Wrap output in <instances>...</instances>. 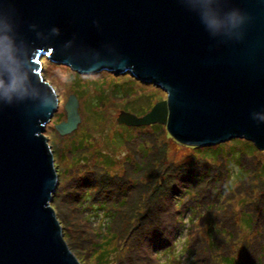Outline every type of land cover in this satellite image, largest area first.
Here are the masks:
<instances>
[{
	"label": "water",
	"instance_id": "95a60500",
	"mask_svg": "<svg viewBox=\"0 0 264 264\" xmlns=\"http://www.w3.org/2000/svg\"><path fill=\"white\" fill-rule=\"evenodd\" d=\"M43 57L167 92L145 115L121 110L119 124L264 151V0H0V264H82L52 208L59 176L45 132L60 99ZM79 107L70 95L60 135L78 129Z\"/></svg>",
	"mask_w": 264,
	"mask_h": 264
},
{
	"label": "rangeland",
	"instance_id": "374dc122",
	"mask_svg": "<svg viewBox=\"0 0 264 264\" xmlns=\"http://www.w3.org/2000/svg\"><path fill=\"white\" fill-rule=\"evenodd\" d=\"M41 63L42 77L54 88L60 99L59 109L47 124L45 132L55 158L59 190L62 188L61 184L67 191L77 189L79 184H84V188L89 187V183L79 182L82 177H87L89 170L97 172L98 174L96 173L95 176H101L103 181L104 175L101 174L103 167L112 173H124L126 170L133 175L134 166L125 162V158L130 157V162L131 157L135 158L133 160L135 163L140 156L138 151L144 152V148L140 147V144L144 145V142L147 150L150 151L149 159L146 160L147 162L145 161V173L135 175L144 182L145 186L142 188L143 185H141L135 190L139 192L128 196L129 199H126L128 208H125L126 212L131 213L134 212V209H130L132 207L137 206L139 210L144 208V216L141 215L142 212L137 213L138 216L132 221L130 227L122 231L120 236L122 240L118 242L123 244L130 241L127 246L110 248V250L104 248L108 259L105 257L95 259L97 248L94 247L93 252L92 248L96 239L91 227V224L99 225L96 228L99 233L98 229H103L105 225L107 211L95 214L90 210L89 217L96 220V222L94 220L90 222V219L85 220L78 216L80 210L87 211L83 209L84 205L72 203L67 198L65 203L62 201L64 200L63 196L52 201V208L57 215L59 214L58 220L63 226V233L65 231L69 239L65 234L64 238H66L70 249L75 254L76 252L79 254L78 258L82 264H152L148 261H152L154 255L158 257L161 251L157 254H148L149 245L154 242H151L153 236L145 235L147 233L152 235L153 231H160L159 226H161L162 230H165V232L163 231L164 239H162L164 241L165 236L171 235V231L175 228L176 211L180 210L182 214L185 213L187 210L184 205L185 200H188L189 206H192L194 204L192 199L198 202V205L203 204V207L200 206L201 208L196 214L189 213V210L186 212L185 217L189 220L184 225L185 230L180 237L175 239L174 255L178 258L180 250V254H182L180 259H183L181 264H222L220 259L225 256L234 257V260L239 258L246 264H264V256L261 255L264 250V181L259 173L257 176L255 173L252 176L245 170H243L247 173L245 176L249 177L245 179L243 175L244 180L240 181L234 159L237 155L240 158L241 154L238 151V146L231 144L234 139L220 143L224 148V154L221 159H215L209 152L210 149L207 148L215 145L195 146L182 143L169 133L166 125L156 123L134 127L119 124L117 117L121 110H126L125 106L126 108L142 109L144 112L145 109L153 107L157 102L166 100L167 92L153 83L140 81L130 73L117 75L111 71L103 70L95 74H82L69 65L54 63L47 57H43ZM123 88L124 90H122ZM72 94H75L80 103L79 111L82 121L75 132L63 136L58 133L55 124L66 120L64 105ZM102 94L104 100L100 101L99 97ZM96 112L103 114L99 116L104 119L97 118ZM240 140L246 142V139ZM130 143H134V145ZM70 145L74 147L71 148ZM80 145L82 147L89 146L90 151L87 147L85 149L88 150H76V147ZM230 148L235 149L233 156L228 155ZM61 151L64 159L60 160ZM256 153L251 154L250 158L242 156L241 161L244 168H252L255 171L258 169L264 160V151ZM82 154L88 163H83L79 158ZM113 157L117 159L113 162L114 166L111 164ZM225 158L227 161L224 160ZM94 161L97 165H93ZM70 163H72L71 168L68 166ZM225 164L229 170L232 168L227 182H225L227 173ZM66 178L70 180L67 181ZM94 179L90 185L92 183L96 185ZM225 185L231 186V190L227 191ZM186 188L191 189V195L196 191V198H190L184 194ZM96 189L90 190L93 194L96 192L99 194L98 202L104 201L106 196L100 191H95ZM60 195L61 191H59ZM143 200H145V204L142 205ZM106 201L109 202V198ZM178 201L180 204L177 207ZM250 201H253L250 208L257 209L258 214L255 216H259L258 220L261 225H255L249 231L244 228L241 219L249 216L254 218L251 212H243L248 209L246 206ZM106 203L104 205H107ZM148 205L156 209L157 212L153 213L151 210L147 212ZM208 205L211 206L210 210L207 209ZM96 215L101 218L96 219ZM139 219L140 224L138 223ZM119 222L114 224V228L121 225ZM213 226L215 230L225 229V233L212 236L211 234H215V231L212 232L210 229ZM131 228L133 231H130ZM103 232L105 231L103 230ZM135 236L139 240H136ZM208 236H212L210 241ZM190 250H194L195 255L193 258L189 256L190 259H188L187 253L189 251L191 254ZM164 254H160V258L158 257L163 260L162 264H172V251L166 257Z\"/></svg>",
	"mask_w": 264,
	"mask_h": 264
},
{
	"label": "trees",
	"instance_id": "16d2710c",
	"mask_svg": "<svg viewBox=\"0 0 264 264\" xmlns=\"http://www.w3.org/2000/svg\"><path fill=\"white\" fill-rule=\"evenodd\" d=\"M122 90H124V88ZM100 93H102V91H100ZM99 98H100V101L104 100L103 99V94L100 95ZM151 108H152V106L149 107L148 109H145L144 112H143L142 109H134L133 107L126 108V106L124 107V109H126V110H128L130 112H133V113L137 112V115H139V116L145 115L146 113H148L151 110ZM96 114H97V118L101 117L99 115H103V114H100L98 112H96ZM101 118L104 119V117H101ZM129 128H133V127H129ZM136 141H138V140H136ZM245 141L246 142H243L240 139H234L233 142L231 143L232 146H238V151H240V154H241L240 158H238V155H237V157L234 159V162L236 163V166L238 168V175H239V178L241 179L240 181H243L245 174H247L243 170L249 172L252 176L254 175V173H255L256 176L259 173V175L261 176V178L264 181V160L262 161V163L258 167V169H256V171H255V169H252V168H244L245 166L242 165V161H241L242 156L245 157V158L246 157L250 158V156H252L251 154H257L256 152L261 151L253 144V142L248 141V140H245ZM130 144L134 145V143H130ZM70 147L73 148L74 146L70 145ZM85 147H87L89 149V146L82 147L80 145V146L76 147V150H78V151H80V150H88V149H85ZM140 147L142 149L144 148V152L141 153L140 151H138L140 156H138V159H137V161H135V163H133V160H135V158L131 157V162H130V157L125 158V162H129L132 166H134L133 175H131V172H126V170L124 171V173H112V172H110L107 169L105 170V168L103 166H100V164H98V166L103 167V169L101 171V174H102V176L104 175V180L105 181L104 180L102 181V177L101 176L100 177L95 176L97 172H93L92 170H89L88 173L90 175L87 173L88 174V175H86L87 177H82L79 180L80 183H82L83 181H84L83 183H85V182L89 183V187H87L88 189L84 188V184H79V185H77V189H75L73 191H67V189H65L63 187V185L61 184V187H62L61 190H59L57 188V191L54 194V201H56V198L58 200V198H61V196H63L64 200H62V201L65 202V203L67 202V199H68L72 203L76 202L77 204H80L82 206L84 205L83 209H86L87 211L80 210L78 212L80 215H78V216L82 217L85 220H89L90 219L89 220L90 222L93 221V220L96 222V220L94 218L89 217L88 213H90L89 212L90 210H91L92 213H95V214L101 213V211H103V213L107 211L106 212L107 213V218H106V220L104 222L105 225H104L103 229H98V231L100 230L99 233L96 230V228H98L99 225L98 226H93L91 224V227L93 228L92 233L94 234V237L96 239V241L93 243V248H92V252L94 251V247L97 248V251L95 252L96 253V256H95L96 258L95 259H97V257L100 258V259H103L104 257L106 259H108L107 252H106V250L104 248H108L110 250V248L114 249L115 247H119V246H122V247L123 246H127L130 241H126L123 244H122V242L121 243L118 242L119 240H122V237H120L121 234H122V231L124 229H128L130 227V225L132 224V221L138 216V214L140 212H142L141 215L144 216V211H145L144 208H142L143 210H139L137 206H135L134 208L132 207V208H130L131 210L134 209V212H132V213L129 212V211L126 212V209H125L127 207L126 199H129L128 196L129 195L133 196L135 194V192L136 193L139 192V191H135V190L137 188H139L141 185H143L142 188H144V186H145V184H143L144 182L140 181L139 177H136L135 175L136 174L141 175V174L145 173V171H146L145 170L146 168L144 167L145 166V161L147 159H149L150 151L147 150L145 142H144V145L140 144ZM207 148L210 149L209 152L213 155V157L215 159L216 158L221 159V157H223L224 148H223L222 144H220V145L218 144V145H215L214 147H207ZM203 150H205V149H203ZM234 150L235 149H231L230 148L229 152H228V155L229 156H233V151ZM89 151H90V149H89ZM70 153H73V152H70ZM62 154L63 153L61 151V153L59 154V159L60 160L64 159L62 157ZM79 158L82 159L83 163H88L87 159H85V157H84V154L79 156ZM116 158H117V156H116ZM116 158H114V157L112 158V160H111L112 166L115 165L113 162H114V160L115 161L117 160ZM224 160L227 161L226 158ZM96 161L93 162V165H97ZM226 164L224 166L225 170L227 172L226 175H225V180H226L225 182H227L228 177H229V175L231 173V169H232L231 168L229 170V168L226 166ZM68 166H69V168H71L72 163H70ZM152 176H153V174H152ZM93 177H97V178L94 179ZM248 177L249 176L246 175L245 179H248ZM92 179H94V181L96 182V185L94 183H92V185H90V182L92 181ZM66 180L69 181L70 179L66 178ZM225 187H226L227 191L231 190V186L225 185ZM94 188L95 189L97 188L95 191H100V192H102L104 194V196H106L104 201L98 202L97 196L99 194L97 192H96V194H93V192L90 190V189L94 190ZM59 191H61V195L60 196H59ZM190 192H191V189L190 188H186V192H184V194H186L190 198H196V196H197L196 193H195L196 191L193 193V195H191ZM108 198L110 200L109 202L106 201V200H108ZM144 202H145V200L142 201V205L145 204ZM192 202L194 204L192 206H189L188 200H185L184 205H185V208H187V210L184 209L185 213L182 214V211H180V210L176 211V214H175L176 215L175 228L171 231L172 238H171V235H166L165 236V240L164 241L162 240V239H164L165 230H162L163 228L161 226H159V228H161L160 231H153L152 235H151V233H147L145 235L147 237H152L153 236L151 242H154L152 245H149V249L147 251L148 254H151V253H156L157 254L159 251H161L162 253L160 252L158 254V257H159L160 254H164V253H165L164 257H166V255H169L170 252L172 251V253H173V255H172V264H181L183 259H180V255H182V254H180V250L178 251V253H179L178 254V258L174 255V250L176 249L175 243H174L175 239L178 236L180 237L183 234V231L185 230L184 225L189 220V218L186 219V217H185L186 212L189 210V213L196 214L197 211L201 208L200 206L203 207V204L198 205L197 204L198 202L194 201V199H192ZM104 203H106L107 205H104ZM178 204H180L179 201L177 203V207H178ZM252 204H253V201H250L247 204V206H246L248 209L247 210H243V212H245V211L251 212L254 215V218H253V216H249V217H246V218L243 217L241 219L242 225L244 226V228L246 230L248 229L249 231H250V229H253L255 225H261L259 220H258L259 216L256 217L257 216L256 214H258V212L256 211L257 209L255 207L250 208V205H252ZM210 207L211 206L208 205L207 209L210 210ZM178 209H180V208H178ZM149 210H151V212L153 211V213L157 212V210L152 208V207H150V205H148L146 211L148 212ZM58 218H59V216H58ZM95 218L99 220L101 217H99V215H96ZM118 221H120L119 224H121V225L120 226L117 225L116 228H114V224L117 223ZM138 223L139 224L141 223L140 219L138 220ZM121 226H123V227H121ZM210 229H211L212 232L215 231V234L214 233L211 234L212 236L225 233V229H223V228L221 230H215V227L213 226ZM103 230L105 232H103ZM119 231H120V233H119ZM130 231H133L132 228H131ZM146 232H148V230H146ZM64 234H65L66 238L69 239L67 237L65 231H64ZM247 234H249V232H247ZM212 236H208V240L209 241H210ZM133 237H134V235H133ZM135 237H136V240H139V239H137L138 238L137 236H135ZM237 240L239 241V239H237ZM184 241H185V243L187 242L186 238H185ZM186 246H187V249L189 250L188 245H186ZM122 252H123V249H122ZM190 253L191 254H189V251L187 253V258L188 259H190V257L193 258L194 255H195L194 250H190ZM262 254L264 256V250H262L261 255ZM76 256L79 257V254L77 252H76ZM144 257H145V255H144ZM158 257H157V255H154L153 260L152 261H148V262L152 263V264H162L163 260H160L159 259L160 257L159 258ZM220 263H222V264H246L242 260H240L239 258H237V260H234V257H231V256L222 257L220 259Z\"/></svg>",
	"mask_w": 264,
	"mask_h": 264
},
{
	"label": "clouds",
	"instance_id": "9594fccd",
	"mask_svg": "<svg viewBox=\"0 0 264 264\" xmlns=\"http://www.w3.org/2000/svg\"><path fill=\"white\" fill-rule=\"evenodd\" d=\"M242 20H243V18L240 17V16H238V15H234V16L232 17V23H233L234 25H235V24H239V23H241Z\"/></svg>",
	"mask_w": 264,
	"mask_h": 264
},
{
	"label": "snow or ice",
	"instance_id": "6c2138e0",
	"mask_svg": "<svg viewBox=\"0 0 264 264\" xmlns=\"http://www.w3.org/2000/svg\"><path fill=\"white\" fill-rule=\"evenodd\" d=\"M49 55H51V53H49Z\"/></svg>",
	"mask_w": 264,
	"mask_h": 264
}]
</instances>
